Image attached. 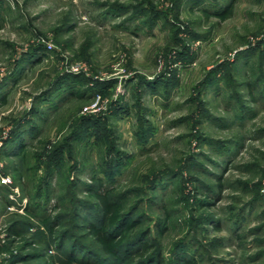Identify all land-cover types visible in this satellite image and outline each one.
Listing matches in <instances>:
<instances>
[{"label":"rangeland","instance_id":"rangeland-1","mask_svg":"<svg viewBox=\"0 0 264 264\" xmlns=\"http://www.w3.org/2000/svg\"><path fill=\"white\" fill-rule=\"evenodd\" d=\"M132 259L264 264V0H0V264Z\"/></svg>","mask_w":264,"mask_h":264},{"label":"trees","instance_id":"trees-1","mask_svg":"<svg viewBox=\"0 0 264 264\" xmlns=\"http://www.w3.org/2000/svg\"><path fill=\"white\" fill-rule=\"evenodd\" d=\"M226 10L228 11L225 8L223 14L219 13L218 16L222 19L229 18L231 10L227 13ZM92 197L98 205L99 214L96 219L98 224L93 222L88 225L89 232L106 255L120 257V252L131 245L128 243L132 240L130 237L137 223L134 219L127 218L123 205L112 198L110 190L99 188V191L95 192ZM13 235H20V231L14 229ZM144 247L145 250L139 253V257L146 255L144 252L149 246L146 244ZM128 262L132 264L134 260Z\"/></svg>","mask_w":264,"mask_h":264},{"label":"built area","instance_id":"built-area-1","mask_svg":"<svg viewBox=\"0 0 264 264\" xmlns=\"http://www.w3.org/2000/svg\"><path fill=\"white\" fill-rule=\"evenodd\" d=\"M46 46H47V49H48L49 51L53 50V45H51V44H47Z\"/></svg>","mask_w":264,"mask_h":264}]
</instances>
